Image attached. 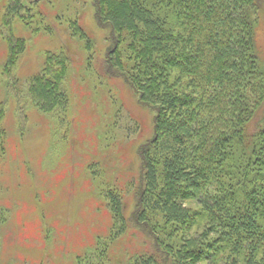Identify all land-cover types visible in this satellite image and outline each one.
<instances>
[{
  "label": "trees",
  "instance_id": "1",
  "mask_svg": "<svg viewBox=\"0 0 264 264\" xmlns=\"http://www.w3.org/2000/svg\"><path fill=\"white\" fill-rule=\"evenodd\" d=\"M0 5L7 96L67 125L69 53H47L40 74L20 84L16 71L28 42L14 34V23L31 28L38 16L23 0ZM93 6L100 27L112 34L104 65L153 111L154 136L139 149L138 183L127 187L130 218L128 193L107 186L110 235L77 264H107L131 221L152 251L130 264H264V59L257 35L264 0H93ZM72 36L92 49L79 26ZM17 111L22 129L27 115L21 106ZM6 116L4 102L0 160ZM6 219L0 211V229Z\"/></svg>",
  "mask_w": 264,
  "mask_h": 264
},
{
  "label": "rangeland",
  "instance_id": "2",
  "mask_svg": "<svg viewBox=\"0 0 264 264\" xmlns=\"http://www.w3.org/2000/svg\"><path fill=\"white\" fill-rule=\"evenodd\" d=\"M23 4L38 17L31 28L14 23V34L28 42L16 71L19 82L24 85L40 74L47 53L64 50L72 63L71 107L69 123L62 126L30 102L7 96L8 48L0 37V104H7L8 134L7 153L0 160V211L7 216L0 229V264H77L99 238L110 235L112 214L102 196L107 186L128 193L130 218L134 198L127 187L138 183V152L154 136V113L104 65L112 34L97 22L93 0ZM3 15L0 5V28ZM75 25L94 42L91 50L72 36ZM257 35L264 59V17ZM18 106L27 115L22 129ZM150 251L149 237L131 221L110 247L107 264H130L134 255Z\"/></svg>",
  "mask_w": 264,
  "mask_h": 264
}]
</instances>
